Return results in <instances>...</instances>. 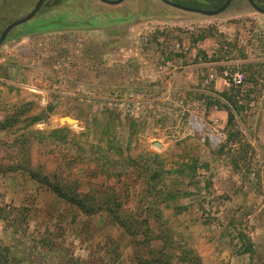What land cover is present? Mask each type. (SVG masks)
Segmentation results:
<instances>
[{"label":"rangeland","instance_id":"374dc122","mask_svg":"<svg viewBox=\"0 0 264 264\" xmlns=\"http://www.w3.org/2000/svg\"><path fill=\"white\" fill-rule=\"evenodd\" d=\"M37 1L0 0V36ZM172 1L217 9L226 0ZM236 73L240 111L228 125L215 100L225 103ZM13 113L14 125L0 127V264L147 262L162 241L54 190L100 199L109 183L121 210L141 212L143 182L121 162L135 154L153 165L147 151L198 158L194 182L175 183L187 208L165 213L203 264H264V13L249 0L214 15L162 0H46L0 45V122ZM61 127L62 142L37 132ZM91 143L116 158L122 181L86 160Z\"/></svg>","mask_w":264,"mask_h":264},{"label":"trees","instance_id":"16d2710c","mask_svg":"<svg viewBox=\"0 0 264 264\" xmlns=\"http://www.w3.org/2000/svg\"><path fill=\"white\" fill-rule=\"evenodd\" d=\"M207 33L202 34L201 38L205 37ZM242 84V83H241ZM232 87L223 91L220 95L224 98L225 103L220 99H216L222 108L228 112L227 124L232 125L235 119V111H240L239 105V94L242 93L241 89L236 92L233 91L236 85L232 82ZM250 93V89L246 91L245 96ZM212 104V103H210ZM21 115V113H19ZM17 113L9 115L5 121L0 122L1 128H6L7 126H13L16 118L19 117ZM42 119V115L35 114L31 116L30 124L36 123ZM42 135V138H53L57 142H62L67 140V133L65 127L55 128L49 130V132L43 133L42 131H37ZM37 134V133H36ZM236 133L230 132L227 135V144L232 141ZM226 143L221 146L222 150ZM91 152H89V157H87L90 162H98L96 165L102 168L111 167V169H106L104 175L108 178H117V181H122L126 177V173L123 170H119L116 158H111L108 152H102L101 146L98 144H90ZM102 152V153H101ZM146 155L150 157L148 160L152 159L153 165L146 160H141L139 155H127L123 157L121 163L124 164V168L128 167L131 170L135 168L137 176L141 178L143 182L142 189V207L141 212L132 211L131 209L121 210V205L123 202L120 200L123 195L119 192L114 185L107 183L104 187L106 191H110L111 194H104L99 198L92 196V193H86L82 197L75 195H68L64 193L60 187L55 186V191L63 196L67 197L71 202H73L77 207L83 209L85 212L94 213L95 211L105 208L109 211L112 216L114 223L121 225L125 230H136L144 229L143 232L147 235V240L158 239L162 241V245L158 249H152V256L146 262L145 259H139V264H203L202 258L195 245L191 243L189 238L180 230L176 224L175 220L171 218L169 214L165 213V210L172 208L174 215H179L184 209L187 208L186 205H181L178 202L179 198L186 194L181 191L180 188L175 187V183L180 177L188 175L194 182V177L197 174L199 168L198 158H194L193 161H180L176 162L172 154H161L154 151H147ZM107 156H109L107 158ZM106 157V158H105ZM103 160V161H102ZM120 162V161H119ZM121 166V165H120ZM111 170V172H110ZM190 171V172H189ZM118 176V177H115ZM180 176V177H179ZM119 178V179H118ZM127 188V186H126ZM152 225V226H151ZM245 235L243 236V238ZM173 250L167 251V247ZM253 245L252 242L246 241V247L244 252H252Z\"/></svg>","mask_w":264,"mask_h":264},{"label":"water","instance_id":"95a60500","mask_svg":"<svg viewBox=\"0 0 264 264\" xmlns=\"http://www.w3.org/2000/svg\"><path fill=\"white\" fill-rule=\"evenodd\" d=\"M46 0H38L37 3L35 4L33 10L27 14L25 17H22L21 19L15 20L13 22H11L9 25H7L5 27V29L2 31L1 36H0V45L2 44V42L5 40L7 33L14 28L15 26L22 24L24 22H27L28 20H30L39 10V8L41 7V5L43 4V2ZM103 2L106 3H110V4H118L121 3L124 0H102ZM165 3H168L170 5L179 7V8H183L186 10H191V11H195V12H200V13H204V14H209V15H214L217 13H220L222 11H224L228 5L231 3L232 0H226L223 5H221L219 8L217 9H203V8H199V7H193V6H187L184 5L182 3L176 2V1H172V0H162ZM249 2L260 12L264 13V8L261 7L260 5H258L255 0H249ZM67 120L71 121V119L69 117L66 118Z\"/></svg>","mask_w":264,"mask_h":264},{"label":"built area","instance_id":"2783aa9c","mask_svg":"<svg viewBox=\"0 0 264 264\" xmlns=\"http://www.w3.org/2000/svg\"><path fill=\"white\" fill-rule=\"evenodd\" d=\"M232 78H233L232 79L233 80V83L236 84V85H240L242 83V81H243L242 76L239 75V74H237V73Z\"/></svg>","mask_w":264,"mask_h":264},{"label":"flooded vegetation","instance_id":"af4514ba","mask_svg":"<svg viewBox=\"0 0 264 264\" xmlns=\"http://www.w3.org/2000/svg\"><path fill=\"white\" fill-rule=\"evenodd\" d=\"M223 5V4H222Z\"/></svg>","mask_w":264,"mask_h":264}]
</instances>
